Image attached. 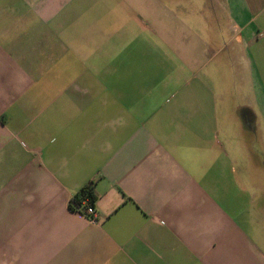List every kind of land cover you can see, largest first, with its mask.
Instances as JSON below:
<instances>
[{"label": "crops", "instance_id": "crops-1", "mask_svg": "<svg viewBox=\"0 0 264 264\" xmlns=\"http://www.w3.org/2000/svg\"><path fill=\"white\" fill-rule=\"evenodd\" d=\"M0 264H264V0H0Z\"/></svg>", "mask_w": 264, "mask_h": 264}, {"label": "trees", "instance_id": "trees-1", "mask_svg": "<svg viewBox=\"0 0 264 264\" xmlns=\"http://www.w3.org/2000/svg\"><path fill=\"white\" fill-rule=\"evenodd\" d=\"M98 199L94 185H88L82 188L70 201L69 208L74 212L84 214L86 208L90 205L95 206Z\"/></svg>", "mask_w": 264, "mask_h": 264}, {"label": "built area", "instance_id": "built-area-1", "mask_svg": "<svg viewBox=\"0 0 264 264\" xmlns=\"http://www.w3.org/2000/svg\"><path fill=\"white\" fill-rule=\"evenodd\" d=\"M88 220L92 221V222H96L97 221V212H96V208L94 206H88L83 214Z\"/></svg>", "mask_w": 264, "mask_h": 264}]
</instances>
